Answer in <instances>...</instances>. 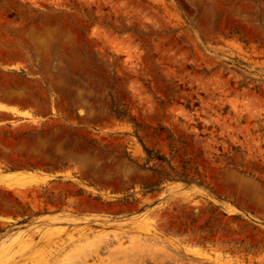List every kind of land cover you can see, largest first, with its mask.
<instances>
[{
	"label": "rangeland",
	"instance_id": "1",
	"mask_svg": "<svg viewBox=\"0 0 264 264\" xmlns=\"http://www.w3.org/2000/svg\"><path fill=\"white\" fill-rule=\"evenodd\" d=\"M0 97L3 264H264V0H0Z\"/></svg>",
	"mask_w": 264,
	"mask_h": 264
},
{
	"label": "bare ground",
	"instance_id": "2",
	"mask_svg": "<svg viewBox=\"0 0 264 264\" xmlns=\"http://www.w3.org/2000/svg\"><path fill=\"white\" fill-rule=\"evenodd\" d=\"M5 66L7 68H13V69L19 68V65L17 64H11V65H5ZM0 110L10 112L14 114L15 116H17V118H20V120L32 119L34 121H39L40 119L45 118V117H41L40 115L33 116L27 110H23L16 105L9 104L1 100H0ZM1 122H4V121H1ZM57 175L58 174L56 175L47 174V173L41 174V173L31 172V171H12V172H8V173H4L0 175V185L2 184L12 190L22 189V188L26 189V188L35 186L37 184L46 183L54 178H57ZM65 175L68 177V174H65ZM177 183H181V182L178 181ZM3 220L10 221L11 218L0 216V221H3ZM141 221L142 220H140V222ZM25 240L26 239H24L23 232L16 231V233L9 234L2 241H0V264H3L8 258L11 257L10 255L11 248L15 244H19V245L24 244Z\"/></svg>",
	"mask_w": 264,
	"mask_h": 264
},
{
	"label": "crops",
	"instance_id": "3",
	"mask_svg": "<svg viewBox=\"0 0 264 264\" xmlns=\"http://www.w3.org/2000/svg\"><path fill=\"white\" fill-rule=\"evenodd\" d=\"M0 100L4 101L6 103H9V104L16 105L23 110H27L33 116H39L40 115L41 117L48 118L51 115V113H42L41 111L38 110V108H36L35 105H32L31 103H28V102L27 103L19 102V101H16L14 99H6V98H2V97H0ZM12 117L17 118V116H15L14 114H12L10 112L0 110V122L4 121V122H1L0 125H7V124H10V121L16 120V119H13ZM23 121H30V120L25 119ZM12 171H31V172L41 173V174L47 173V174H53V175H56L58 173L61 174V171L56 169L55 167H52L50 165H44V164L39 163V162H37V163L21 162L17 165L8 167L5 159L0 155V175H2L4 173L12 172ZM54 179H56V178H54ZM57 179H59V175H58ZM52 180H50V181H52ZM11 191H14V190L9 189L8 187H6L2 184L0 185V193H7L8 194ZM6 205L7 204H6L5 198L0 199V216L8 217V218L10 217L12 219V217H11L12 213L9 209H6ZM0 222H9V221L3 220Z\"/></svg>",
	"mask_w": 264,
	"mask_h": 264
}]
</instances>
